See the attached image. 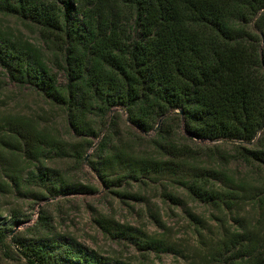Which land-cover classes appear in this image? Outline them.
<instances>
[{"label": "trees", "instance_id": "1", "mask_svg": "<svg viewBox=\"0 0 264 264\" xmlns=\"http://www.w3.org/2000/svg\"><path fill=\"white\" fill-rule=\"evenodd\" d=\"M0 14L38 28L66 83L57 84L40 48L1 30L0 68L63 108L69 128L83 142L97 136L92 116L105 118L113 108L122 107L127 123L141 133L162 118L148 155L113 144L118 135L113 118L90 162L106 188L176 175L178 162L169 158L182 157L185 147L174 144V121L196 141L232 144L234 154L224 161L238 160L264 173V0H0ZM252 21L257 34L245 30ZM6 128L13 149L31 163L40 161L47 145L56 155L61 150L31 120L9 119ZM81 148L75 144L71 151L78 161ZM107 164L118 165L121 173L110 177ZM220 178L224 189L211 188ZM28 179L41 188L51 184L44 190L53 197L66 196L48 170L38 168ZM13 181L17 184L16 177ZM178 182L192 199L217 208L231 210L247 198L240 194L243 185L215 169ZM251 198L264 217V196ZM246 226L224 229L199 264H264V241ZM118 228V235L133 239L131 228ZM0 245L13 246L27 264H106L75 242L16 237L7 245L3 226ZM137 245L148 250L155 244Z\"/></svg>", "mask_w": 264, "mask_h": 264}, {"label": "rangeland", "instance_id": "2", "mask_svg": "<svg viewBox=\"0 0 264 264\" xmlns=\"http://www.w3.org/2000/svg\"><path fill=\"white\" fill-rule=\"evenodd\" d=\"M0 30L40 48L51 74L56 75L57 84L66 83L64 72L55 66L53 48L43 42L38 28L0 14ZM245 30L257 34L253 21ZM13 118L34 122L60 147V152L57 155L48 152L51 148L47 145V152L38 163L24 159L21 152L13 149V141L4 136L6 122ZM113 118H116L118 131L113 144L137 155H148L154 150L155 130L162 118L157 119L153 130L141 133L127 123L122 107L113 108L105 118L92 116L97 136L83 142L69 128L63 108L50 103L33 87L13 81L0 68V226L6 228L7 245L16 237L26 240L42 237L47 242L61 241L67 245L75 242L95 252L106 264H199L222 239L224 229L249 225L246 228L257 231L261 242L264 241V217L260 216L259 204L248 199L264 196L262 170L230 158L224 161L234 154L232 144L191 139L180 122H173V138L176 146L185 147V153L182 157L170 155L169 158L178 162L176 175L151 176L144 179V183L129 181L106 188L92 171L90 162L104 134L111 129ZM75 144H82V161L71 155ZM38 168L48 170L57 180L56 189L66 190V196L53 197L44 190L51 184L46 183L45 188H41L29 181L28 177ZM212 169L226 173L236 186L243 185V191L238 192L247 198L231 210L217 208L192 199L178 182ZM105 172L115 177L121 169L116 164H107ZM222 182V178L211 181V188L223 190ZM168 195L178 201L172 202ZM189 214L201 223L192 221ZM245 219L247 221L243 222ZM118 225L131 228L133 239L118 235ZM148 240L154 242V249L146 250L137 245L139 241ZM0 264L27 263L13 246L0 245Z\"/></svg>", "mask_w": 264, "mask_h": 264}]
</instances>
